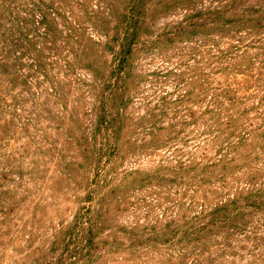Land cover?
Here are the masks:
<instances>
[{"label": "rangeland", "instance_id": "rangeland-1", "mask_svg": "<svg viewBox=\"0 0 264 264\" xmlns=\"http://www.w3.org/2000/svg\"><path fill=\"white\" fill-rule=\"evenodd\" d=\"M0 264H264V0H0Z\"/></svg>", "mask_w": 264, "mask_h": 264}]
</instances>
